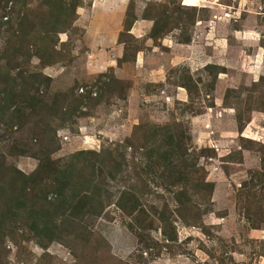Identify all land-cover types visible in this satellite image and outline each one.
Masks as SVG:
<instances>
[{
  "label": "rangeland",
  "instance_id": "1",
  "mask_svg": "<svg viewBox=\"0 0 264 264\" xmlns=\"http://www.w3.org/2000/svg\"><path fill=\"white\" fill-rule=\"evenodd\" d=\"M0 264H264V0H0Z\"/></svg>",
  "mask_w": 264,
  "mask_h": 264
},
{
  "label": "trees",
  "instance_id": "2",
  "mask_svg": "<svg viewBox=\"0 0 264 264\" xmlns=\"http://www.w3.org/2000/svg\"><path fill=\"white\" fill-rule=\"evenodd\" d=\"M128 17L129 18L131 17L133 19V14L132 13L128 14ZM127 21H129L130 24L128 26L130 27L133 20L127 19ZM88 94H90V92ZM88 155L94 156L95 153L88 151V150H80V151H77L75 153H72L70 162H68V164L65 167L60 168L59 170L56 171V173L54 175L53 182L56 183L55 190L59 195H61L63 197V193H64L63 192V190H64L63 183L68 182L70 180V178L72 176H74V174H76L75 169H74V162L75 161L81 162L83 165H86V167H88V166L91 167V165H93V163L90 162ZM45 167L46 166H44V168L41 167L39 173H37V177H35V180L40 179V177L42 176V172L44 173ZM32 176H35V175H32ZM23 177L25 178V176H23ZM95 188H96V191L101 189V187H98L99 189L97 187H95ZM21 191H25L24 187L21 189ZM96 191H93V196H88L85 194L81 200H79L75 205H71V206H69V204L65 205L67 200H66V197L64 196L63 199L61 200V205L58 204L57 206L59 207V209L61 208V206L62 207L66 206V210L67 209L73 210L75 208L77 214L82 213L84 211L86 205H87L88 199H90L91 202H93L95 200L97 203H99L101 201V198H100L101 195H99V193ZM13 201L15 202V204H14L15 206H17V203L18 204L23 203L21 196L14 197ZM20 205H24V204H20ZM48 213H49L48 210L46 211L43 209L41 212V215L38 216L36 219H34L33 224H32V229L37 234H40V232L42 230L47 229L48 234H49V238L54 239V231L57 229V227H54L55 225L50 227V226H48V224L45 223L42 227H40V228L38 227V222L42 221L44 215H46ZM50 220L53 221V219H50ZM50 220H48V222H50ZM66 220H68V219H66ZM50 223H52V222H50Z\"/></svg>",
  "mask_w": 264,
  "mask_h": 264
},
{
  "label": "crops",
  "instance_id": "3",
  "mask_svg": "<svg viewBox=\"0 0 264 264\" xmlns=\"http://www.w3.org/2000/svg\"><path fill=\"white\" fill-rule=\"evenodd\" d=\"M120 11L121 10H119V15H120ZM109 13H111V12H109ZM113 14H110V16H107L106 18H104V20H107L109 23H110V27H111V25H113L114 24V22L117 20L116 18H115V15H114V12H112ZM116 17H117V15H116ZM116 19V20H115ZM95 20H96V18H95ZM103 26V25H102ZM98 27V29L99 30H103L102 29V27H100V26H97ZM110 27H108L107 29H110ZM103 32V31H102ZM246 134H244V136H245Z\"/></svg>",
  "mask_w": 264,
  "mask_h": 264
}]
</instances>
